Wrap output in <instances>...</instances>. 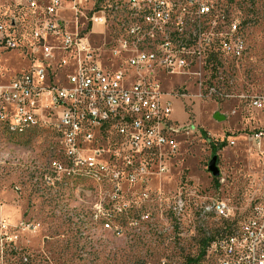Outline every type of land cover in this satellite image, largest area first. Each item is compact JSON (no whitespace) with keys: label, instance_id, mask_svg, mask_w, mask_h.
<instances>
[{"label":"built area","instance_id":"1","mask_svg":"<svg viewBox=\"0 0 264 264\" xmlns=\"http://www.w3.org/2000/svg\"><path fill=\"white\" fill-rule=\"evenodd\" d=\"M17 6L33 13L27 49L31 59L39 58L0 83L2 129L8 130L10 118L43 119L56 138L48 152L50 175L44 176L73 179L78 169L101 170L113 179L109 204L121 213L132 203L120 201L124 191H145L149 200L153 178L163 190L180 138L191 132L173 117L174 101L185 96L173 82L195 79L201 99L231 98L221 81L226 59L240 61L247 53L239 21L230 23L218 0H17ZM16 23L0 24V44L7 49L26 47L15 35ZM237 98L264 113V92ZM249 140L264 174V126L251 130ZM198 192L178 186L171 203L175 226L182 229L193 195L200 199L198 229L209 220L217 225L203 228L207 242L196 253L161 264H264V192L243 218L226 198ZM95 210L108 213L102 202Z\"/></svg>","mask_w":264,"mask_h":264},{"label":"rangeland","instance_id":"2","mask_svg":"<svg viewBox=\"0 0 264 264\" xmlns=\"http://www.w3.org/2000/svg\"><path fill=\"white\" fill-rule=\"evenodd\" d=\"M218 4L230 23L239 21L247 46L242 60L225 61L221 82L232 97L201 99L195 79L173 82L176 91L185 92L174 101L173 117L191 132L180 138L181 151L163 179V190L159 179L151 180L149 200L142 197L145 191H124L120 201L132 203L121 213L116 204H109L112 178L97 182L82 174L73 179L44 176L50 175L48 152L56 147V138L38 116V125L23 132L9 126L5 132L0 126V264H161L167 257L192 255L200 248L203 232L217 223L209 220L206 230L198 229L201 210H195V202L200 199L193 195L182 229L175 226L171 203L180 184L192 191L197 188L203 197L226 198L239 218L249 215L264 192L262 162L249 135L264 126V113L237 97L264 92V0H218ZM13 21L15 35L26 47L7 49L0 44L2 84L39 58L31 59L27 49L33 13L17 6V0H0V24L9 27ZM215 113L224 114L225 120H216ZM14 122L10 118V124ZM217 139L225 143L213 147ZM214 155L219 178L208 171ZM99 202L108 213H96Z\"/></svg>","mask_w":264,"mask_h":264},{"label":"bare ground","instance_id":"3","mask_svg":"<svg viewBox=\"0 0 264 264\" xmlns=\"http://www.w3.org/2000/svg\"><path fill=\"white\" fill-rule=\"evenodd\" d=\"M15 122L9 125L10 129L15 132H23L24 130L35 127L38 125L39 121L36 116H26V122L19 123V118H11ZM83 175L85 177H89L94 179L97 182L103 181L106 176L102 175V171L98 169L85 168L75 170L73 175ZM107 227H110L109 224H106Z\"/></svg>","mask_w":264,"mask_h":264},{"label":"water","instance_id":"4","mask_svg":"<svg viewBox=\"0 0 264 264\" xmlns=\"http://www.w3.org/2000/svg\"><path fill=\"white\" fill-rule=\"evenodd\" d=\"M214 118L218 121L225 120L226 116L224 114L215 113ZM218 155H214L211 159V161L208 164V171L214 176L219 177L220 176V169L218 167Z\"/></svg>","mask_w":264,"mask_h":264},{"label":"trees","instance_id":"5","mask_svg":"<svg viewBox=\"0 0 264 264\" xmlns=\"http://www.w3.org/2000/svg\"><path fill=\"white\" fill-rule=\"evenodd\" d=\"M217 144H216V142H215V145L213 146V147H215ZM216 150V149H215ZM206 242H207V239H206V237H203V238H201V240H200V246L202 247V246H204L205 244H206Z\"/></svg>","mask_w":264,"mask_h":264}]
</instances>
